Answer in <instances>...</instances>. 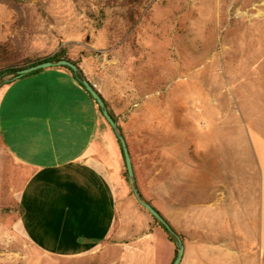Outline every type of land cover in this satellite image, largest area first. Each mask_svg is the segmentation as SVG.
I'll return each instance as SVG.
<instances>
[{
	"label": "crops",
	"instance_id": "obj_1",
	"mask_svg": "<svg viewBox=\"0 0 264 264\" xmlns=\"http://www.w3.org/2000/svg\"><path fill=\"white\" fill-rule=\"evenodd\" d=\"M68 57L115 114L136 174L147 157L150 188L163 193L164 218L184 244L179 264H263L264 132L247 128V142L241 129V141L195 150L158 144L149 116L155 94L142 96L115 60ZM124 167L116 132L70 69L0 82V213L17 208L15 226L43 257L173 263L176 247L160 228L126 241L118 205Z\"/></svg>",
	"mask_w": 264,
	"mask_h": 264
},
{
	"label": "rangeland",
	"instance_id": "obj_2",
	"mask_svg": "<svg viewBox=\"0 0 264 264\" xmlns=\"http://www.w3.org/2000/svg\"><path fill=\"white\" fill-rule=\"evenodd\" d=\"M60 50L115 60L142 96L155 94L149 116L158 144L195 150L197 143L241 141V129L247 142V128L264 132V0H22L20 13L0 3V72ZM150 143L142 137L141 144ZM147 160L140 159L135 182L126 166L122 172L126 241L147 226L168 236L132 190L164 216ZM17 217V208L0 213V264H93L43 257L15 226Z\"/></svg>",
	"mask_w": 264,
	"mask_h": 264
},
{
	"label": "water",
	"instance_id": "obj_3",
	"mask_svg": "<svg viewBox=\"0 0 264 264\" xmlns=\"http://www.w3.org/2000/svg\"><path fill=\"white\" fill-rule=\"evenodd\" d=\"M56 65L57 66H68L75 73L79 72V67L73 60H70L67 58H62V59H59L57 61L46 60V61H42V62H38V63L32 64V65H29L27 67H24V68L18 70L17 74L14 77L18 78V77H21L27 73H30V72H33V71H36L39 69L47 68L50 66H56ZM0 82H1V79H0ZM81 82L84 85V87L87 89V91L91 94V96L96 100V102L98 103V105L102 111V114L104 115L106 120L109 122L111 127L116 132L117 137H118V139L121 143V146H122L124 159H125V165H126V169L128 172V177L132 182H135L134 167H133L131 154H130L128 144L126 142L124 135L119 131L117 121L110 114L104 99L102 98L100 93L96 90V88L85 77H83L81 79ZM132 190H133L138 202L144 208H146L152 216H154L157 220H159L171 234H173L175 236L176 244L178 246V252H177V256L174 259L172 264H179L181 259H182L183 253H184V244H183L181 236L172 228V226L166 221L164 216L161 214V212L157 208H155V206H153L151 203H149L148 201H146L144 198H142L140 196V194H139V192L135 186H132Z\"/></svg>",
	"mask_w": 264,
	"mask_h": 264
},
{
	"label": "trees",
	"instance_id": "obj_4",
	"mask_svg": "<svg viewBox=\"0 0 264 264\" xmlns=\"http://www.w3.org/2000/svg\"><path fill=\"white\" fill-rule=\"evenodd\" d=\"M0 3L2 4H5L7 5L9 8L13 9L16 13H20V9H21V3H22V0H0ZM62 58H67V59H70L66 52L64 50H60L56 53H54L53 55L51 56H48V57H44V58H40L26 66H23V67H20V68H9V69H6V70H2L0 72V78H2L3 76L7 75V74H10L12 73L13 74V77L17 74V71L24 68V67H27L29 65H32V64H35V63H38V62H42V61H46V60H50V61H57L59 59H62ZM71 60V59H70ZM74 61V60H73ZM76 64H77V61H74ZM68 69H70L73 74H74V77L78 80V82L84 87V85L82 84L81 82V79L84 77V74L83 72L81 71V69H79V72L75 73L71 68H69L68 66H64ZM12 77V78H13ZM1 82H3V80H1ZM107 106V104H106ZM110 114L112 115V117L117 121V118L115 116V114L110 110L108 109ZM121 144V143H120ZM126 166V165H125ZM126 176L128 177V172H127V169H126ZM141 196V195H140ZM149 202V201H148ZM150 203V202H149ZM152 204V203H151ZM153 205V204H152ZM154 206V205H153ZM156 208V207H155ZM155 220L165 229V231L168 233V236L171 240H175V238L173 237L174 235L171 234L165 227L164 225L155 218ZM176 241V240H175ZM177 252H178V246H176V253H175V258L177 256Z\"/></svg>",
	"mask_w": 264,
	"mask_h": 264
}]
</instances>
